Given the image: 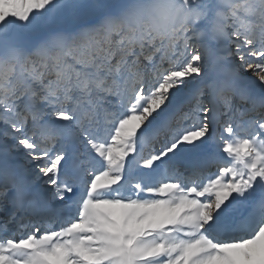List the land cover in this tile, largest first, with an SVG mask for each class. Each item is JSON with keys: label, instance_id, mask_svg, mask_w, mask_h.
Wrapping results in <instances>:
<instances>
[{"label": "snow or ice", "instance_id": "obj_1", "mask_svg": "<svg viewBox=\"0 0 264 264\" xmlns=\"http://www.w3.org/2000/svg\"><path fill=\"white\" fill-rule=\"evenodd\" d=\"M0 264H264V0H0Z\"/></svg>", "mask_w": 264, "mask_h": 264}]
</instances>
